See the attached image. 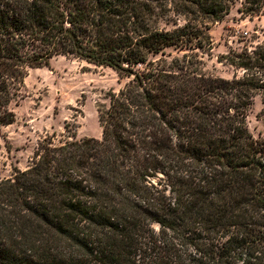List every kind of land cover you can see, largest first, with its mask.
Instances as JSON below:
<instances>
[{"label": "trees", "instance_id": "1", "mask_svg": "<svg viewBox=\"0 0 264 264\" xmlns=\"http://www.w3.org/2000/svg\"><path fill=\"white\" fill-rule=\"evenodd\" d=\"M231 1L0 0V125L55 56L129 78L98 107L101 138H44L0 181V264H264V132L247 121L257 96L264 121V41L223 54L232 78L195 51Z\"/></svg>", "mask_w": 264, "mask_h": 264}, {"label": "rangeland", "instance_id": "2", "mask_svg": "<svg viewBox=\"0 0 264 264\" xmlns=\"http://www.w3.org/2000/svg\"><path fill=\"white\" fill-rule=\"evenodd\" d=\"M230 3V11L220 20L204 19L210 37L202 48L195 49L206 71L227 78H232L236 69L220 60L223 54L245 47L252 50L264 41V27L259 21L264 18V4L254 0ZM170 18L182 24L186 16L171 11ZM168 51L177 56L187 50ZM128 79L121 78L109 66L64 55L53 57L48 66L31 68L19 103L12 105L15 121L0 125V181L11 177L17 169H26L44 138L53 137L55 142L74 136L101 138L98 107L108 104L110 93L118 91ZM262 108L261 98L257 96L247 117L256 138L264 132Z\"/></svg>", "mask_w": 264, "mask_h": 264}, {"label": "crops", "instance_id": "3", "mask_svg": "<svg viewBox=\"0 0 264 264\" xmlns=\"http://www.w3.org/2000/svg\"><path fill=\"white\" fill-rule=\"evenodd\" d=\"M259 21L262 23V25L264 27V18H261Z\"/></svg>", "mask_w": 264, "mask_h": 264}]
</instances>
